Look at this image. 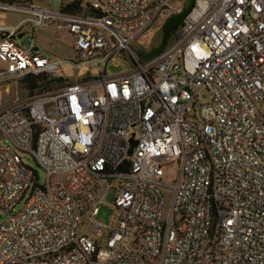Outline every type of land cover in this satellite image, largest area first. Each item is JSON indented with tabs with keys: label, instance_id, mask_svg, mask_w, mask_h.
<instances>
[{
	"label": "built area",
	"instance_id": "2783aa9c",
	"mask_svg": "<svg viewBox=\"0 0 264 264\" xmlns=\"http://www.w3.org/2000/svg\"><path fill=\"white\" fill-rule=\"evenodd\" d=\"M71 1L53 10L0 0V81L80 69L0 109V264H264V0H194L145 60L131 41L178 4L77 0L79 12L60 10ZM9 10L35 17L10 25ZM52 18L72 34L77 62L1 36ZM119 58L131 69L106 73ZM202 88L209 119L196 105ZM108 191L112 215L95 222ZM88 223L92 236L77 231Z\"/></svg>",
	"mask_w": 264,
	"mask_h": 264
},
{
	"label": "rangeland",
	"instance_id": "374dc122",
	"mask_svg": "<svg viewBox=\"0 0 264 264\" xmlns=\"http://www.w3.org/2000/svg\"><path fill=\"white\" fill-rule=\"evenodd\" d=\"M32 1L37 5H47L46 0ZM32 1L22 0V2L29 3ZM169 2L178 4L177 10H179L185 4V0H169ZM30 17H35V15L29 12L9 10L6 11L5 22L7 24L14 25L19 21ZM160 28L161 26L157 22H155L144 37H141L140 39L135 38L131 41L130 46L135 49L139 56V52H148L151 48L159 44ZM21 30L25 31L26 34L31 37L33 45H36L38 47V52L55 58L68 59L77 62V53L72 50L74 38L65 27L58 25V20L56 18L48 20L44 27H38L28 22L22 27ZM124 54L125 53H123V55ZM132 66L133 64L131 60L124 61L119 58L112 63H108L105 67V71L110 75H115L129 71ZM79 70L80 69L75 68L71 76L62 77V81H51L49 85L44 86L43 89H56L59 86L64 85L65 83L79 78ZM48 75L50 77H54V74ZM22 78L23 77H10L8 79L0 81V109L11 105L16 100L24 99L27 95L30 94L29 91L25 88L24 83H22ZM209 101V92L204 88L200 89L197 94L196 105L198 106V103L203 104L201 108V115L205 119H209L212 115ZM23 159L25 160V162L37 169V172L39 174V182L43 181L44 172L37 166L35 160L28 154L23 155ZM162 193L164 197L162 216L163 218H166L168 216L169 208L172 203V191L170 189H164L162 190ZM112 198V193L108 191L105 195L103 204L100 206L98 213L93 218L95 222H100L103 224L109 222V219L113 212ZM20 207L21 203L16 206L15 210L19 209ZM5 217L6 213L0 209V222L4 220ZM92 228V223H88V225L80 226L77 231L86 233L88 236H92Z\"/></svg>",
	"mask_w": 264,
	"mask_h": 264
},
{
	"label": "trees",
	"instance_id": "16d2710c",
	"mask_svg": "<svg viewBox=\"0 0 264 264\" xmlns=\"http://www.w3.org/2000/svg\"><path fill=\"white\" fill-rule=\"evenodd\" d=\"M12 1V0H10ZM194 0H185V4L177 11L172 12L166 20L162 23L160 28V41L159 44L151 48L148 52H139L141 59H147L158 52L163 50L174 38L177 30L182 24L183 18L189 12ZM83 9L82 5L77 0H73L60 7L61 11L78 12ZM62 81L61 77H50L46 73H40L37 75L27 74L23 76L22 83L25 88L30 92H33L36 88L43 89L44 86L49 85L51 81Z\"/></svg>",
	"mask_w": 264,
	"mask_h": 264
},
{
	"label": "water",
	"instance_id": "95a60500",
	"mask_svg": "<svg viewBox=\"0 0 264 264\" xmlns=\"http://www.w3.org/2000/svg\"><path fill=\"white\" fill-rule=\"evenodd\" d=\"M46 1L49 3V6L53 10H57L61 4V0H46ZM1 36L2 37L9 36L10 38H18L23 42V44L26 47H30L34 51L38 50V47L36 45L31 46V44H32L31 37L29 35H27L24 31H20L16 34L5 32Z\"/></svg>",
	"mask_w": 264,
	"mask_h": 264
},
{
	"label": "crops",
	"instance_id": "0c3cea01",
	"mask_svg": "<svg viewBox=\"0 0 264 264\" xmlns=\"http://www.w3.org/2000/svg\"><path fill=\"white\" fill-rule=\"evenodd\" d=\"M12 1H15V0H12ZM31 1H32V0H31ZM48 4H49V3H48ZM5 15H6V14H5ZM4 21H5V19H4ZM1 22H3V21L0 19V23H1Z\"/></svg>",
	"mask_w": 264,
	"mask_h": 264
}]
</instances>
